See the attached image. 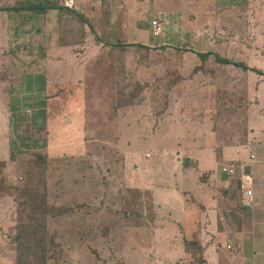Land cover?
<instances>
[{"label": "rangeland", "instance_id": "rangeland-1", "mask_svg": "<svg viewBox=\"0 0 264 264\" xmlns=\"http://www.w3.org/2000/svg\"><path fill=\"white\" fill-rule=\"evenodd\" d=\"M7 1L23 6L35 0ZM76 5L80 6L78 2ZM82 9L86 11V8ZM122 16L125 20V11ZM15 17L13 22L19 21L22 16L16 14ZM9 24L12 25L11 20ZM39 27L40 17L29 22L20 33V39L25 40L27 30L34 29L31 45L25 44L30 45L27 55L33 59L31 63L35 66L43 63L37 61V58L43 60L40 57L42 35L36 31ZM88 34L82 46L78 44L74 46V52L63 54L67 63L65 69L56 66L40 72L31 67L25 68L23 63L22 68L16 69L17 76L14 77L7 70L0 69V152L4 149L0 159L2 156L7 158L6 140H10L14 150V159L6 160L8 163L3 172L19 186L32 187L36 172L31 161L37 155L46 158L47 202L73 211L47 218V230L58 243L48 264H199L190 256L184 257L181 247L178 251L179 238L175 236L178 231L170 219L174 220L171 214L174 207L183 202L178 197L180 193L157 187L145 191L128 189L118 180L122 178V167L131 170L137 165L138 169L151 168L154 181L161 179L164 183H181L182 180L179 177L175 179L170 172L171 160L177 155L185 159L190 148L189 138L197 137L194 128L199 130L195 125L197 122H193V117L189 119L187 113L192 114L195 110V113L201 114L204 110V117L209 113L204 109L207 102L201 100L203 91L210 93L211 98L207 100L217 109L233 103L225 100L218 85H201L202 75H198L202 72L201 60L195 54L176 51L170 45L161 47L154 44L128 49L121 54L124 58L120 64L122 56L119 53H113L103 44H96L93 35ZM49 39L51 47L48 49L55 50L56 40L52 42ZM152 39L157 42L163 37L152 36ZM175 39L185 43L187 38L170 37L172 43L176 42ZM253 43L261 45L264 41L259 37ZM79 46L81 49L87 46L89 63L73 68L71 63L76 61L68 57L74 59V56L82 54ZM226 51L219 49L217 56L239 60L243 55ZM57 52L48 53L56 55ZM19 55L26 54L19 52ZM252 60L251 63L264 67V50L261 47L254 53V60L259 62ZM12 65L18 67L16 62ZM239 71L236 79L229 80L238 83L233 97L238 93L237 97L248 100L249 105L241 107L230 116V120L227 116V120L221 121L219 114L215 129L221 137L229 138L230 132L235 133V125L243 141L251 135L264 137V131L258 130L259 126H264V83L256 80L255 73L243 74V70ZM261 71L264 73V68ZM47 74L51 77L48 82L45 78ZM177 78L192 80L193 96L181 102L177 94V101L170 105L169 98L165 99L161 94L169 91V86ZM117 80L124 92L136 90V83L144 87L139 97L131 101L132 105L123 109L116 106ZM182 92L186 93V90ZM255 98L258 104L253 103ZM229 100L232 101V98ZM166 109L168 111L160 117ZM5 112H10L9 116ZM164 117L167 118L162 120ZM243 123L253 127L254 132L250 134L249 129L246 131ZM227 124L232 125L231 129L225 126ZM217 131L212 135H216ZM221 143L224 144V141ZM243 154L247 155V148ZM195 179L197 177L191 181ZM189 187L193 185L189 184ZM166 193H171V198ZM157 201H163L160 209L155 205ZM14 205L9 199L0 198V264H14L11 239L15 233V221L9 219V215L13 216ZM140 221L152 231L151 237H142L136 228H128V225L139 224ZM142 234L149 235L144 230ZM172 238L176 241L173 242Z\"/></svg>", "mask_w": 264, "mask_h": 264}, {"label": "crops", "instance_id": "crops-1", "mask_svg": "<svg viewBox=\"0 0 264 264\" xmlns=\"http://www.w3.org/2000/svg\"><path fill=\"white\" fill-rule=\"evenodd\" d=\"M103 1L104 8L109 13L107 21L112 38H117L123 43H136L146 47L154 44H159L161 47L170 45L176 51L189 52L198 58H200L199 53L208 54L207 57L200 58L202 72L198 75H202L201 85L209 84L210 87L218 85L225 100L233 103L221 110L217 109L207 100L211 98L210 93L203 91L201 100L207 102L204 109L209 113L205 117L202 113L204 110L201 114L195 113V110H192V114L187 113L189 119L193 117V122H197L195 125H198L199 130L194 128L197 137L189 138L190 148L187 150L185 159L177 155L171 160L170 172L175 179L179 177L182 180L181 183H164L165 181L161 179L158 182L154 181L151 168L138 169L137 165L131 170L122 167V178L118 181H122V186L128 189L145 191L155 190L157 187L168 188L172 193L175 191L180 193L178 197L183 202L176 208L173 205L174 211L172 210L171 214L173 213L174 220L170 219V221L174 229L178 231L175 233V236L179 238L178 251L181 247L183 252H180L184 257L190 256L199 264H264V137L251 135L243 141L235 130V125L233 128L235 133L229 131V138L221 137L219 131L215 129L219 114H221V121L227 120V116L230 120V116L249 105L248 100L237 97L238 93L233 97V91L238 83L229 81L236 79L240 73L239 70L243 69L221 62L218 59L221 57L217 56L219 49L224 48L226 52L231 51L233 54H243L239 60L228 57L223 59L247 65L249 69L243 70V74L255 73L256 80L264 83V73L261 71L264 67L251 63L252 59L259 62L254 60V53L259 50V47L264 50L263 43L261 45L253 43L259 37L264 41V0H77L81 8H86V13L97 17L101 14ZM31 2L29 4H38L43 0ZM7 5L17 4L7 2ZM18 6L22 5L18 4ZM123 11H125V20L122 16ZM16 14H21L22 17L19 21L13 22ZM38 17H40V27L36 31L42 35L43 48L40 57L43 60L37 58V61L41 60L43 63L35 66L31 63L33 59L27 55V48L33 41L34 29L27 30L28 36L25 40L20 39V33L29 22ZM9 20L12 21V25L9 24ZM152 20H156L160 26V32L156 35L153 34ZM160 35L163 39H158L157 42L152 39V36ZM170 37H185L187 38L185 43L188 45L180 43L178 39L172 43ZM28 38L31 39L28 40ZM49 38L52 42L53 39L56 40L55 50L48 49L51 47ZM25 43L30 45L27 46ZM86 47L81 49L79 46V50H83V53L74 56V59L68 57L76 61L71 63V67H80L82 64L89 63V50ZM97 47L98 45L95 49ZM155 47L158 46L155 45ZM73 48L74 46L64 47L58 44L56 9H47L42 14H35L28 10L0 12V69L7 70L11 77L17 76L16 69L22 68L23 63L25 68L49 69L59 66L65 69L67 63L63 54L72 52ZM95 49H93L94 52L99 53ZM165 49L168 48L165 47ZM55 51H58L56 55L49 54ZM19 52H25L26 55L21 56ZM78 59L79 62H77ZM13 62H16L18 67L13 66ZM20 63L22 65L19 67ZM47 76L49 75L47 74L45 78L48 82L51 77ZM79 81L82 79L80 78ZM193 85L191 79L184 81L177 78L169 86V91L161 95L165 99L169 98L170 105L177 101L175 98L177 94L181 102L187 101L190 96H193ZM184 89L186 93L182 92ZM229 96L232 101L229 100ZM253 103H259L257 98L253 99ZM8 108H10L9 105ZM123 108L125 106L119 107V109ZM168 109L161 112L160 117L164 116ZM9 113L5 112L7 116ZM262 115L264 117V114ZM225 126L231 129L232 125ZM243 127L246 131L249 129L250 134L254 132L253 127L246 126L245 123ZM258 130L264 131V126H259ZM216 131L217 134L213 136L212 134ZM222 141L224 144L221 143ZM9 142L10 140H6L7 158L2 156L0 159L6 165L8 163L6 160H11L10 151L13 150ZM246 148L247 155H244L243 150ZM0 153H4V149ZM251 155L253 158L250 157ZM223 166L234 167L235 171L231 174L226 173L222 171ZM10 177L8 176L12 180ZM196 177L197 179L191 181ZM189 184L193 187H189ZM246 190H251V200L243 198V192ZM165 195L171 198L172 194ZM0 198L11 201L8 197L0 196ZM162 202L157 201L155 205L160 209ZM164 212L167 213L165 210ZM10 218L13 221V216L9 215ZM128 228H136L142 237L153 235L143 221L128 225ZM143 230L149 235H143ZM172 241L175 242L176 238H172ZM184 241L192 244L191 252L184 248Z\"/></svg>", "mask_w": 264, "mask_h": 264}, {"label": "trees", "instance_id": "trees-1", "mask_svg": "<svg viewBox=\"0 0 264 264\" xmlns=\"http://www.w3.org/2000/svg\"><path fill=\"white\" fill-rule=\"evenodd\" d=\"M7 2V0H0V12L28 10L35 14H42L47 9H56L58 44L60 46L72 47L78 44L83 45L89 37L88 33H91L96 44L108 46L113 53H119L120 55H123L130 48L144 47L136 43L125 44L119 39L111 37L110 26L107 21L109 13L104 8V1L101 14L98 17L86 13L85 9L81 7L69 8L64 5L63 0H43V2L38 4L24 6H9ZM207 55L198 54L200 58H205ZM122 58L124 57L119 58L120 64L123 63ZM218 59L223 63L233 64L243 70L249 69L243 63L239 64L229 59ZM121 68L125 69L123 66ZM34 69L43 72L41 68L35 67ZM251 70L257 71L255 69ZM118 80L116 81V87L119 86L117 88L118 100L116 106L124 107L132 105L131 101L133 102V100L135 101L139 97L144 87H142V84L136 83V90L124 92ZM10 152V159H14V150ZM45 160L46 158L44 159L37 155L31 161L32 168L36 172L33 177L35 182L32 187L25 185L19 186L18 183L10 180L6 173L3 172L6 163L0 161V196L10 198L15 204L13 210V221H15L13 231L15 233L11 239L15 254L14 264H48L52 254L58 247V243L55 241V237L47 230V218L73 212L67 207L56 206L47 202V183L44 177L46 168L44 164ZM191 245L189 241H184V248L189 252H191Z\"/></svg>", "mask_w": 264, "mask_h": 264}, {"label": "built area", "instance_id": "built-area-1", "mask_svg": "<svg viewBox=\"0 0 264 264\" xmlns=\"http://www.w3.org/2000/svg\"><path fill=\"white\" fill-rule=\"evenodd\" d=\"M63 3L65 6H67L69 8L77 7L76 0H63ZM152 27H153V34L156 35L160 32V26L156 20H152ZM250 157L253 158V155H251ZM222 171L231 174L235 171V168L231 167V166H223ZM243 198L244 199L247 198L248 200H251V190L244 191L243 192Z\"/></svg>", "mask_w": 264, "mask_h": 264}]
</instances>
